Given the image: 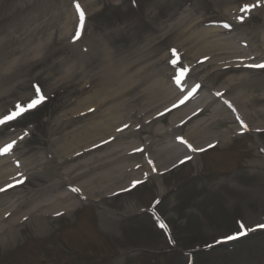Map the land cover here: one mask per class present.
<instances>
[{"label": "rangeland", "instance_id": "obj_1", "mask_svg": "<svg viewBox=\"0 0 264 264\" xmlns=\"http://www.w3.org/2000/svg\"><path fill=\"white\" fill-rule=\"evenodd\" d=\"M76 1L86 11V19L81 22L80 45L87 47L83 53L79 46L71 47L69 43L78 20L74 15L75 1L0 0V119L17 111V105L26 108L40 97L43 99L34 109L44 106L42 117L32 115L36 110L30 108L0 124V145L9 140L16 143L7 159V166L14 168L9 172L27 177L23 186L0 194V209L21 198L22 213L32 208V202L53 200L58 192L63 193L61 187H48L53 177L43 168L44 155L62 150L71 138L88 137L84 126L98 119L101 108L112 103L115 98L107 96L109 93L123 90L119 97L125 106L119 116L122 123H130L124 132L135 134L129 140L136 146H145L147 140L160 139L159 145L153 144L146 152L158 151L165 141L173 143L172 138L187 133L192 120L194 124L215 126L212 131H234L236 124L229 113L228 122L210 120L212 109L222 107L213 93L225 88L229 91L224 97H240L239 101L246 103L242 107L245 119L247 116L252 124L264 125V69L248 70V63H244L264 57V48L258 41L264 36V0ZM244 5L252 7L242 12ZM200 32H208L214 43L207 57L204 52H192L198 51L195 37ZM210 56L213 66L202 70L201 66L211 63ZM201 57L206 61L199 63ZM109 59L127 65L123 74L126 83L116 82L112 88L110 84L101 85L102 77L111 78L104 71ZM185 65L192 66L190 75L180 86L174 84L176 72H186ZM222 67L227 69L222 71ZM229 78H234V83L243 82L236 87L230 83L229 87ZM194 82L201 83L200 96L184 108L185 112L209 102L207 108L178 126L173 135L149 133L154 126L169 130L171 122L179 119L177 110L161 116L159 113L179 97L183 86ZM163 84L174 96L167 103L157 94ZM147 87L152 88L150 92L145 90ZM81 99H89L90 104L99 101L100 110L74 118L77 110L88 104H82ZM142 112L148 118H158L150 126L136 129L143 124ZM25 117L35 123H22ZM74 131L78 132L71 137ZM219 138L222 141L223 137L215 133L194 142L199 147ZM233 139L228 145L220 142L183 166H174L168 174L150 177L129 194L108 197L111 190L105 194L107 200L82 201L74 213L56 219L47 217L45 224L26 225L11 242H0V264H36L32 261L33 257L37 259L36 250L40 259L53 262L48 264H55L54 258L56 264H264V231L239 242L225 243L238 231V224L250 228L264 219V155L256 144V140H264V135L247 134ZM87 143L83 141L79 147ZM144 154L147 153L136 156L143 166ZM181 155H186L184 149L170 159L179 160ZM84 178L82 182L91 177ZM39 188L45 189L38 191ZM160 192L167 193L162 196ZM153 196H162L158 209L171 225L174 246L160 226L155 225V229L139 213L140 205ZM236 219L239 220L235 222ZM212 244L223 246L218 251L203 250ZM178 246L185 250L180 251ZM71 248L90 255L75 257L68 252ZM188 251H192L191 259L185 254Z\"/></svg>", "mask_w": 264, "mask_h": 264}, {"label": "bare ground", "instance_id": "obj_2", "mask_svg": "<svg viewBox=\"0 0 264 264\" xmlns=\"http://www.w3.org/2000/svg\"><path fill=\"white\" fill-rule=\"evenodd\" d=\"M259 43L261 44V48H264V36L259 37L258 39ZM195 44L197 47V50H193L192 52L199 53L204 52V56L211 55L210 53L213 52L214 43L211 44L208 36V32H200L197 37H195ZM218 43L216 40L214 41ZM217 45V44H215ZM207 54V55H206ZM203 56V57H204ZM202 58L200 61H204L205 58ZM209 60L212 63V56H210ZM205 62V61H204ZM211 63H206L203 66H201V69L204 70L205 68L211 65ZM103 66L101 67V69ZM127 65L126 64H120L114 62V60L109 59L108 67L104 70L107 72V77H111L109 80H106V77H102L101 79V70L100 72V79H101V85L105 84L111 86H115L116 82L123 83V81L126 83V76L123 78V74H125ZM116 69V70H115ZM112 71H118L116 74H113ZM201 71V70H199ZM190 72H188L189 75ZM238 80V79H237ZM229 87L230 83H233V87L241 86L243 81H236L234 83V78H229ZM232 87V88H233ZM248 87V86H246ZM152 88L147 87L145 90L150 92ZM227 89V88H225ZM169 87L166 85H162V90H158L157 94H159L161 100L165 101L166 103L169 101H172L174 96L171 95V92L168 91ZM123 90H120L115 93H109L107 96L115 98L111 104L106 105L104 108H101V104L98 101L97 103L90 104L89 99L83 100L81 99L82 104L86 107H91L96 105V110L99 111V118L89 121L86 126H84V129L86 130V135L88 137L86 138H76V133L78 131H74V135H70L71 137L74 136V139H70L66 143V146L60 150H56L55 154H53V157H56L58 161H56L55 164L52 163V161L47 160L45 162L46 165H48V168L51 173L56 174V181H53V184L61 185L60 183L64 185H69L67 187H70V190H67L65 193L58 192L56 196H54L53 200H45L41 203H35L32 202L29 206H32L30 209H26L24 212L20 213L21 208L20 204L10 205L7 206L6 209H0V222H7L6 225H0V242L4 243L11 242L12 239L16 237L17 231H20L23 229L26 225L35 222L36 224H45L47 221L46 216H44L45 213H50L54 208H56V213H66L71 208H74L79 203V200L81 198L86 199H99L105 194L106 192L113 191V190H124L126 189L131 183H137L142 180H144L146 177V170L150 167H142V171L136 170L139 168V161H136V156H139L140 154H134L136 151H139L141 149L147 150L151 147L150 144L153 146V144H158L160 142L159 140L155 139L154 141L151 140L147 145L142 146L141 144H138L137 146L134 144L132 140H129V138L135 136L133 131H126V132H120L118 134L117 130H119L118 127H121V125L126 124L127 121L122 123L121 117L119 116L121 108H123L125 105L123 103V99L119 97L121 95V92ZM229 89L223 90L221 93L227 94ZM240 97H234L230 99L234 105L238 108L239 113L244 114V111L242 107H245V102H240ZM159 100V101H161ZM172 103V102H171ZM169 103V105L171 104ZM168 106V105H167ZM166 106V107H167ZM207 104L203 107V109H206L205 107ZM83 109H79L77 111H83ZM95 110V111H96ZM178 111V110H177ZM204 111V110H203ZM74 112V111H73ZM188 112V111H186ZM182 108H179V111L177 112V118L178 120L186 121L189 117L188 113H186ZM145 112H142L140 114V117L145 116ZM87 116V115H86ZM196 117V116H195ZM194 117V118H195ZM120 120L118 121V119ZM193 118V119H194ZM228 114L227 110L225 108H215L212 109V116L210 117V120H212V123H224L228 122L227 120ZM245 118V116H244ZM174 118H170V120H173ZM178 120L171 122V128L169 130H174L175 128V122ZM247 124L249 127V130H255L259 131L258 127H262L264 125L262 124H252L253 122H250L248 120V117L246 116ZM118 122V123H117ZM195 122V121H194ZM193 120L188 123L186 127V131L184 137L182 138L183 142H187V144H191L192 148H202L204 146H210L212 143H214V139L210 140L206 143V145H198L194 142H202L206 138H208L210 135L215 134L220 135L223 137L222 141L225 142V139L230 138L229 134L232 133V131H212V129L215 127L210 124L202 125L195 123ZM263 122V120H262ZM117 123V124H116ZM206 123V122H205ZM210 123V122H209ZM216 125V124H214ZM148 127L150 126V122H145L144 124H141L137 129H140L141 127ZM201 126V127H199ZM152 130H148L149 133H153L154 136H161V135H167V131L164 130L160 126H154L151 128ZM179 129V128H177ZM175 131V130H174ZM112 132L114 137L110 138V135L108 133ZM131 134V135H130ZM128 135V136H126ZM225 136V137H224ZM97 137V138H95ZM89 138V140H87ZM189 140V141H187ZM84 141V143H87L85 145H82L79 147V145ZM70 142V143H69ZM209 144V145H208ZM80 149H79V148ZM84 147V148H81ZM205 148V147H204ZM160 149V150H159ZM158 151H149V153L152 156V161L154 163V169L151 172L150 176L156 177L158 174L161 173V170L169 168L170 165L175 163L176 161L170 158H175L174 156L177 154L178 156L183 153V147L178 144L164 142L162 147H160ZM174 149L176 152H174ZM144 150V151H145ZM148 151V150H147ZM194 153V152H193ZM175 154V155H174ZM195 155L193 159L196 158ZM134 160V161H133ZM172 160V161H171ZM0 160V164H1ZM45 168L47 169V167ZM0 166V179L3 177H6L8 174V171L1 168ZM80 168V169H78ZM76 169V171H75ZM78 170V172H77ZM77 172V173H76ZM90 176L91 178L85 180L82 182L86 177ZM84 178V179H83ZM59 179V180H57ZM98 184H102L100 188L98 187ZM112 188V189H111ZM75 189H78V191H74ZM110 189V190H109ZM99 190V191H98ZM102 192V193H101ZM38 196V195H36ZM26 201L24 200V204ZM39 204H42V206H39ZM45 204V205H43ZM20 205V206H19ZM35 208V209H34ZM52 208V210H50ZM7 213V214H5ZM54 213V212H53ZM5 238H8L5 240Z\"/></svg>", "mask_w": 264, "mask_h": 264}, {"label": "snow or ice", "instance_id": "obj_3", "mask_svg": "<svg viewBox=\"0 0 264 264\" xmlns=\"http://www.w3.org/2000/svg\"><path fill=\"white\" fill-rule=\"evenodd\" d=\"M252 6L250 5H244V7L241 9L242 12H247L250 10ZM77 11L80 13V17H81V20H83V12L80 11L79 9V5H77ZM226 27L228 25H225ZM43 99V97H40L39 99H36V100H32L26 108L24 107H21L20 105H17V111L11 113L10 115H7L5 117H3L2 119H0V124H4L6 123L7 121L9 120H12V119H15L16 117L20 116L23 112H26L28 109L30 108H34L38 103H40V101ZM13 144H15V141H13L11 144H8L6 145L4 148L0 149V154H4V153H7L8 151L11 150ZM5 189H0V191H4ZM74 191H78V189H75ZM259 227H264V225H258ZM245 228V225L243 223H240V229H241V233L240 234H243V229ZM228 239H234L235 237L234 236H230V237H227Z\"/></svg>", "mask_w": 264, "mask_h": 264}]
</instances>
